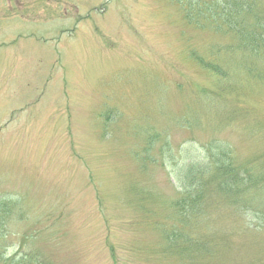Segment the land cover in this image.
Returning a JSON list of instances; mask_svg holds the SVG:
<instances>
[{
    "label": "rangeland",
    "instance_id": "rangeland-1",
    "mask_svg": "<svg viewBox=\"0 0 264 264\" xmlns=\"http://www.w3.org/2000/svg\"><path fill=\"white\" fill-rule=\"evenodd\" d=\"M9 1L0 27L13 18L21 33L0 40L18 49L17 60L0 61L2 117L10 110L0 134V264L17 250L46 264H264V186L232 188L238 197L256 190L248 203L218 182L192 189L201 203L186 228L171 205L173 165L203 157L189 140L220 131L264 163V81L229 30L252 25L253 11L242 0L218 1L219 17L213 0L0 3ZM245 1L264 17V0ZM196 58L219 62V76ZM223 99L248 119L226 121L225 106L211 107ZM177 229L223 243L193 260L178 248L186 236L170 247L164 239Z\"/></svg>",
    "mask_w": 264,
    "mask_h": 264
},
{
    "label": "trees",
    "instance_id": "trees-1",
    "mask_svg": "<svg viewBox=\"0 0 264 264\" xmlns=\"http://www.w3.org/2000/svg\"><path fill=\"white\" fill-rule=\"evenodd\" d=\"M213 1L214 2L211 1V4L209 3L208 7L213 9V15L217 13L219 17V12L216 10L215 4L220 0ZM224 4H229L228 0H225ZM239 5L241 7V10L246 12V14H249L251 13V11H253L255 22L252 25H249L247 23L239 24V26L235 29H233V27H231V29H228L230 31H233L231 32V34L236 35V37L240 41L241 50L244 53H250L254 55L253 57L255 58L251 62H247L248 60H246L247 66L250 67L251 72H254L257 75L258 79H262V81H264V17H261L258 10H255V8L259 6L258 4H255V7L253 5L252 10L251 6L247 4L245 0H242ZM224 12L227 17L228 14H231L230 8H226ZM196 59L203 66V68L209 69L208 71L210 73V70H213L214 74L219 76L218 72L222 71V69H220L219 67V62L215 61L213 63H207V61L201 58ZM216 106L219 108H223L225 106V108H227V117L225 119L226 121L228 119L230 120L229 122H232L234 118L239 120L246 117V119H248V114H246L247 112L240 111L237 109V107L231 104H227L224 99L221 101L220 105L211 104L212 108ZM261 126L262 124H259V126L256 125L257 133L262 130ZM246 129L248 132L254 133L255 125L248 126V128ZM220 133V131H213L211 132V137L208 139H192L187 141V143H189L191 146H194L197 149L201 150V152H203V157L201 158V160H196L187 156L188 158L183 159L181 164H178V160L177 162H175V165H173V173L175 172L176 174H173L171 178L176 185H180V189L174 199L171 201V205L174 209L172 213H174L176 219L185 223H182L185 225V228L188 223L185 222V220L186 216H189V211H195L196 208L199 209V205L201 203L200 201H198L197 197L193 195L190 196L191 193H193L192 189L196 190V192L198 193H201L202 189L206 185H209V183L218 182L225 194L226 191L233 194L232 188L234 191L236 187L246 182H248L249 185H255L258 189L259 187L257 186V184L260 187L264 186V163L260 165L262 167L258 166L257 162L259 160L253 161V152H244L240 148H237V150L235 148H232V141H230L228 138H224ZM261 137L264 138L263 133L261 134ZM147 153L149 154L150 151ZM139 155V159H141L142 163L146 164L145 159L147 155L144 157L141 156L142 154ZM149 158L150 160L152 159L151 156H149ZM258 167H260V171L256 173V175L253 176L250 174L251 177L249 176L248 178L243 176L246 175L245 173L253 172ZM263 194L264 193L260 195L263 196ZM6 198L12 199L16 198V196ZM6 198L3 197L2 199L4 200ZM258 198H260L259 194H257L256 190L253 191L251 187L246 191L244 196L234 197V199L240 201V203H248L249 201L252 202L254 199ZM256 212L257 211H255V213ZM195 216L197 217L198 215ZM170 217L173 218L172 215ZM210 233H212L213 236L208 235V238L203 240L200 239L201 241H199L195 237V232L192 233L187 229H177L176 233L174 234H163H165L164 239L170 242V244H168L169 247L173 245L177 246V243L180 244L184 241L183 236H186L185 241L178 246V248H180L181 254L189 255L193 260H199L200 262H202V258H213L217 247H220V243H223V241L218 242L217 238L214 237V234H216L215 232L210 231ZM182 246L184 251L181 248ZM5 256L6 255H4L3 253H0V259L5 258ZM8 264L46 263L41 260V256L38 255L36 251L26 253L25 251L17 250L14 251L13 255H11V259Z\"/></svg>",
    "mask_w": 264,
    "mask_h": 264
},
{
    "label": "crops",
    "instance_id": "crops-1",
    "mask_svg": "<svg viewBox=\"0 0 264 264\" xmlns=\"http://www.w3.org/2000/svg\"><path fill=\"white\" fill-rule=\"evenodd\" d=\"M7 8L10 9V11H8V12L12 11V3L10 1L6 5L0 3V10L5 11ZM24 17H26V19H28L27 15H24ZM1 20H3V19H1ZM2 26L3 27H0V40L4 39V40L8 41L9 45L12 44V43L13 44L16 43V40H13L12 37L17 35L18 32L21 33L20 32V23H19V21H14L13 18H4ZM24 32L27 33L26 31H24ZM40 42H42V41H40ZM3 47H5V43L0 41V61H7L6 59H9V62L10 61L12 62V59H14V60L18 59V56H16L17 52H18L17 47L15 48L14 46H12L10 49H6V48H3ZM12 56H13V58H12ZM0 67H1V65H0ZM4 67H5V64H4L3 68ZM10 68H11V66H10ZM1 80H2V74H1V71H0V102L3 99V95L2 94L6 93L5 89L2 86V81ZM9 94H11V93L9 92ZM2 104H3V102H2ZM7 108L8 107L6 106V111H5L4 117H2V115L0 113V134H1L2 129H3L1 125L4 124L5 115L6 114L8 115L10 113V110H7ZM10 116H12V114Z\"/></svg>",
    "mask_w": 264,
    "mask_h": 264
}]
</instances>
